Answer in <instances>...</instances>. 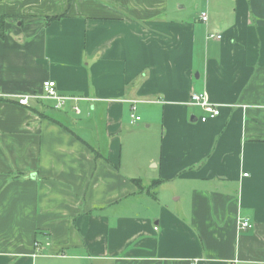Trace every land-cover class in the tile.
I'll return each mask as SVG.
<instances>
[{
	"label": "crops",
	"instance_id": "0c3cea01",
	"mask_svg": "<svg viewBox=\"0 0 264 264\" xmlns=\"http://www.w3.org/2000/svg\"><path fill=\"white\" fill-rule=\"evenodd\" d=\"M0 19V264H264V0H0ZM45 81L78 100L18 103Z\"/></svg>",
	"mask_w": 264,
	"mask_h": 264
},
{
	"label": "built area",
	"instance_id": "2783aa9c",
	"mask_svg": "<svg viewBox=\"0 0 264 264\" xmlns=\"http://www.w3.org/2000/svg\"><path fill=\"white\" fill-rule=\"evenodd\" d=\"M201 19L203 22L208 21V16L206 13H203L201 15ZM210 38L220 40L222 38L221 35L219 34H211L209 35ZM30 98H37V99H46V100H51L55 102V107L56 108H62L66 102L74 100L77 101L78 98L76 97H66L61 95L58 92L56 82L54 81H45L42 85V90L40 94L36 95H25L21 96L18 99V103L20 105L28 106L29 104V99ZM191 101L193 104L199 105L202 107V109L205 111V113L211 117V118H216L220 115V110L219 106L210 102L207 95L205 93H193L191 95ZM75 111L79 113V108L75 107ZM134 121H139L140 117H134ZM252 225L250 224L248 219H240L239 221V229L241 230H247L250 229ZM238 261H235L234 263L236 264Z\"/></svg>",
	"mask_w": 264,
	"mask_h": 264
},
{
	"label": "trees",
	"instance_id": "16d2710c",
	"mask_svg": "<svg viewBox=\"0 0 264 264\" xmlns=\"http://www.w3.org/2000/svg\"><path fill=\"white\" fill-rule=\"evenodd\" d=\"M54 20H55V19L48 18V19H47V24H49L50 22H52V21H54ZM4 26H5V21H4V19H0V36H3Z\"/></svg>",
	"mask_w": 264,
	"mask_h": 264
}]
</instances>
